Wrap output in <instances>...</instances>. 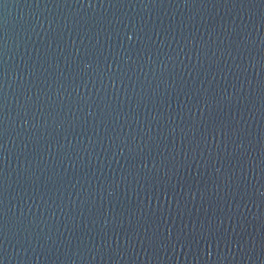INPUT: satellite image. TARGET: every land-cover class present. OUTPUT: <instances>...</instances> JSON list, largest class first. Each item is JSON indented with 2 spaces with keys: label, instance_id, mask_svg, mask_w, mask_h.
I'll return each mask as SVG.
<instances>
[{
  "label": "water",
  "instance_id": "95a60500",
  "mask_svg": "<svg viewBox=\"0 0 264 264\" xmlns=\"http://www.w3.org/2000/svg\"><path fill=\"white\" fill-rule=\"evenodd\" d=\"M0 264H264V0H0Z\"/></svg>",
  "mask_w": 264,
  "mask_h": 264
}]
</instances>
